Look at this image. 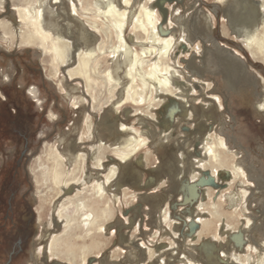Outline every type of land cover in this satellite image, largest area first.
I'll use <instances>...</instances> for the list:
<instances>
[{"label":"bare ground","instance_id":"1","mask_svg":"<svg viewBox=\"0 0 264 264\" xmlns=\"http://www.w3.org/2000/svg\"><path fill=\"white\" fill-rule=\"evenodd\" d=\"M2 1L6 0H0V3ZM14 1L16 3L12 13L5 16L7 20L0 22V29L3 30L0 33L2 42H9L12 38L18 44H26L22 48L27 52L28 58H31L32 62L39 60L43 67L41 59L44 54L40 49L33 47L41 46L48 63H51L53 76L64 72L68 78L82 79L90 95L89 100L92 104L90 108L102 111L103 106L108 103L111 111L103 114L108 118L114 111L119 113L122 107L125 119L133 118L137 113L141 115L138 117L139 120L137 119L139 124L137 128L135 123L127 125L123 122L108 121L104 116H100L99 124H96L88 113L87 118L83 119V121L86 120L83 135H80L81 131L77 133L76 127H73L70 133L64 134L60 131V127L57 133L60 135L59 139L57 136L46 140L43 151L34 155L36 158L39 155H45L46 159L39 163L40 169H43L40 182L43 190L39 191L40 188H35L31 199L35 204L39 201L40 195L47 198L48 191H54L56 188L60 198L55 204L56 217L50 225L53 223L55 226L59 224L64 227L61 235L52 236L48 229L43 235L46 237V244H43L44 260L56 257L65 260L68 264H95L99 258L98 254H101L102 258L98 261L102 264H121L118 261L123 254L121 251L127 245L133 246L135 242H139L137 241L138 231L125 226L130 221L127 218V212L122 207L116 209V203L133 204L129 196L134 199L135 190L140 191L139 188L144 185L139 167L150 166L162 176L161 180H155V182H152L154 177H150L147 183L150 187L156 188L158 184L175 186L177 182L183 181L187 173L190 175L189 180L192 181L189 188L190 194L188 193L191 198L197 197L199 189H204L203 195L207 201L205 204L202 203V198L199 196L198 200L205 216L202 217V214L196 213L195 218L189 220L188 223L196 224V229L193 234H189L187 229L184 237L179 238L184 246L193 247L197 241L205 238L219 239L218 257L209 252L205 257L208 263L205 264H264V238L262 237L264 210L261 217L254 215L253 218L254 212L248 213V210L256 199L252 197L253 201L249 203L246 200L253 195L256 188L250 185V192H245L248 197L241 198L238 191L234 193L229 200L228 208L231 210L225 209V200L221 197L223 188L226 190L234 186L236 180L234 176L247 177V181L256 184L259 189L257 193H261L260 191L264 190L262 172L259 169L258 171L249 169L248 172V168L246 169L239 162L237 152L234 150L235 153L228 146L223 136L215 134L216 131L212 130V125L209 126V130H206L208 120H218L216 111L221 105V98L213 93L208 95L210 94L208 89L212 85L209 81L191 76L189 72V78L184 76L180 71L183 67L177 60L178 56L184 53H190V51L198 53L201 50L199 42L192 45L187 38L192 40L198 35L207 41L212 39L214 21L211 14L207 15L205 10L197 11L191 27H187L191 19L189 13L185 12L181 15L179 8L175 6L172 9L166 6L168 15L167 20L163 22L161 20L163 15L160 13V16L154 6L156 0ZM166 3L169 4V1ZM214 3H217L216 6L218 3L222 5L223 17L227 20V23L222 24L223 34L228 35L227 28L233 30L236 37L242 40L244 48L252 52L254 57H261L264 61V32L261 30L264 29V0L260 2L216 0ZM80 6H84L82 11ZM194 6L191 5L190 8ZM134 10L137 12L135 13ZM173 12L177 15L175 22L171 20ZM178 33L179 37H177ZM114 37L116 41H113ZM5 48L0 43V51H5ZM217 49H215L217 53H227L234 58L238 57L235 54L236 50L228 45L218 46ZM209 53L211 54V51ZM105 57H110L111 63L103 68L101 60ZM2 58L0 54V60ZM7 62L8 69H3L0 62V76L7 73L11 79L16 68L10 59H7ZM236 73L234 76L237 75ZM22 80L20 82L23 84ZM197 83L201 88L196 86ZM60 88L62 92H65L63 94L65 99L73 101L76 98L73 85H67V90L62 86ZM36 89L29 87L28 91L37 97ZM197 91L201 92L200 104L198 95L192 97ZM104 93L107 94L106 97L102 95ZM79 103L76 99L73 106L79 108L81 106ZM198 104L202 112L201 118L198 117V121L195 122ZM159 108L165 110L160 116ZM260 108L264 111V102ZM180 117L196 124L195 127L188 126L185 130L197 131V143L201 147L196 148L195 155H189L173 146L172 154L167 156L168 145L171 143L169 139L173 131H179V123L182 121ZM149 120L157 126L162 123L161 127L171 130V134L165 135V129L157 133L158 131L154 129L156 126ZM114 130L118 135L116 140L111 138ZM201 130L205 132L202 134ZM156 133L163 139H156L158 137ZM85 140L91 141L88 147L85 145ZM50 144L53 145L48 154L47 149ZM154 155L159 159V164L156 166L152 158ZM49 160H51V167L47 164ZM89 161L92 163L90 165L93 167L92 170L88 169ZM118 170L125 173L120 179L113 180ZM207 171L215 180H213L215 186L211 185L212 179L206 175ZM29 172L32 178V171L29 170ZM75 172H79L78 178ZM223 173L226 176H223ZM68 174L72 176L68 178ZM127 177L133 179V183L126 182ZM198 180L202 181L199 187H197ZM136 182L138 184H134ZM33 183L38 184L35 180ZM244 183L242 181L240 184L244 185ZM130 189L132 191H129ZM70 190L74 193L72 197H70L71 192L69 194ZM144 193L145 199L149 201L154 199L156 213L162 209L161 205L156 204L155 192ZM187 199L188 196L182 194L181 202L184 205ZM261 205L264 209L263 201ZM150 207H153V203ZM117 212L120 213L121 218L116 222L114 219ZM162 216L165 217L164 222H166V213ZM154 218L157 222L156 216ZM255 219L258 220V225H254L255 230L252 232H256L257 239L251 236L257 246L251 248V241L248 240L244 230H249ZM134 222L135 225L139 224L136 219ZM173 222L176 226L178 225V221ZM152 226V222L145 218L143 228L149 230ZM113 228H115V234L112 233ZM168 235L171 245L166 249H160L158 247L160 243L156 246L144 247L143 245L144 264H164L165 259L169 262H166L167 264H196L194 255L180 256V253H176L178 247L174 243L173 233ZM174 235L177 236L175 233ZM156 236L157 234L154 238H157ZM115 237L118 240L115 244L117 247L112 245L107 247V243H111ZM207 244L210 245L203 243V246L207 247ZM213 247L214 244L210 245V250ZM109 248L112 250L109 251ZM41 249L34 245L33 240L29 264H39ZM190 251L197 253L195 249ZM252 252L256 255L254 256ZM133 253L136 255L135 250Z\"/></svg>","mask_w":264,"mask_h":264},{"label":"rangeland","instance_id":"2","mask_svg":"<svg viewBox=\"0 0 264 264\" xmlns=\"http://www.w3.org/2000/svg\"><path fill=\"white\" fill-rule=\"evenodd\" d=\"M13 1L14 0H9V7L11 9L15 7L14 5H15L16 1H14V2ZM215 1L216 0H206L205 4H206L207 8H209V6H211V3L215 2ZM257 1L260 2L263 0H257ZM65 2L67 3L68 1H65ZM187 2H189V0H185V3H187ZM7 5H8V3H6L5 1H2V3H0V22H2L3 20L6 19L4 17V14H5V12H8L9 8L7 7ZM215 6H216V4H215ZM80 7H81L80 10L82 11L84 9V6H80ZM172 8H175V7H172ZM136 12L137 11H135V13ZM205 12L207 15H210L207 11H205ZM175 13L176 12H173L171 14L172 22H175V20L177 18V15H175ZM9 14H7V15H9ZM179 14L182 15V14H185V12H181L180 8H179ZM223 14H224V12H223ZM220 16H222V17H220ZM220 16L215 17V19L213 21H214V25H216V29H214L215 30L214 31L215 36H218V37H220V39H222L221 38V35L223 34L222 24L227 23V20H226V18L223 17V15L220 14ZM82 18H84V17H82ZM14 23H16V21ZM0 25H1V23H0ZM173 26H174V24H173ZM261 27H263V25H261ZM261 30H262V32H264V29H261ZM2 32H3V30L0 29V33H2ZM128 32L129 31L127 30V33ZM227 33H228V35L224 34V36H229V37L233 36L239 42L242 41L241 39L236 37L233 30L231 31V29L227 28ZM177 37H179V33L177 34ZM113 41H116L115 37H114ZM187 41H189V38H187ZM0 43H2L4 45V47H6V50L8 51V52L6 50L4 52L0 51V54H2V56H3V58L0 60L2 68L8 69L9 63L7 62V59H10L13 62L14 67L17 69V70L15 69V73L12 75L11 79H9L7 73L0 76V104L3 106L1 111L5 112V113H3L2 117L0 116L2 118V121H0V127L2 125L1 128L3 130V132L1 130L0 137H1V135L3 137L4 136L12 137V135L14 136L15 132L11 131V129L13 127L16 128L17 126L18 127L20 126L23 128L21 131L23 138L25 139L24 136H26L27 139L30 140L31 145L33 144L34 146H37L39 141L43 142V144L41 143L42 145L40 144L37 147L38 151L36 154H38V153H41L43 151V147H44V144L46 143V140H50L52 137L56 138L57 136L59 139L60 135H57V133H59L58 128H60V127H61L60 131L63 132L64 134L70 133L71 129H73V127H76L77 133H79L78 131H81L80 135H83V130L85 128V121H86V120L83 121V119L87 118L88 113L91 114L93 123H96V124H99V119L101 118L100 116H104V118H106L108 121H110V120L111 121H117V123L123 122L127 125L135 123L136 127L137 128L139 127L137 119L141 115H139L137 113V115L134 116L133 118L125 119L123 107L121 108L119 113H117L115 111L112 112L110 118L103 115L104 112L111 111V108H110L108 103L103 106L102 111L95 110L92 107L90 108V105L92 106V104L90 103V100H89L90 95L87 92L85 82L80 78H68L64 72H62L60 75L57 74L58 76H53V69L50 66L51 63L50 62L48 63L47 56L45 55L43 48H41V46L36 47V45H35L33 47L35 49H40L42 51V54H44L43 58L41 59V64L43 67H41L39 60L37 62H34V63H32L30 61L32 59L28 58L27 52L24 51L22 48V47H25L26 44H18L17 41L13 40L12 38L9 39V42L8 41L2 42V40L0 39ZM18 52L21 55H24V58L13 59L12 57H10L11 53L16 54ZM247 53L248 52L244 53L246 55L247 60H248L247 63L251 67H254V68L259 67L260 69L264 70L263 58L260 57L259 59H257V61H254L252 58H250L247 55ZM188 54L189 53H184V54L178 56V58H177L179 64L183 67V70H180V71L184 74V76H187V78H189L190 75L188 74V71H186L184 69V66H183L182 62L180 61V58H181V56L186 57ZM250 54L253 56L252 52H250ZM253 58H256V57L253 56ZM105 61H107V63H105ZM101 62H102L101 65L103 66V68L107 67V65L111 63L110 57L103 58L101 60ZM31 69H34V70L39 69L40 70V72L38 73V75H39L38 79L44 82V88L42 87V83L40 84L37 82L38 81L36 78L37 73H35ZM21 79H23L22 80L23 84L20 82ZM67 85H73L75 87L74 93H75L76 98L73 101L72 100L70 101L67 98L65 99V97L63 96V94L65 92H62L60 87L62 86L64 89L67 90L68 89ZM29 87L37 88L36 89L37 90V94H36L37 97H33V95H34L33 93L30 94V92L28 91ZM85 93H87V94L85 95ZM200 93L201 92L197 91L192 96V97H194L195 95H198L199 104L201 102V99L199 96ZM102 95L104 97H106L107 94L104 93ZM116 95L119 98V93H117ZM208 95H211V94H208ZM38 97L41 98L40 101H38V99H37ZM102 97H101V99H102ZM114 98H115V96H114ZM76 99L80 102L79 104L81 106L79 108L74 107L75 106L74 103H75ZM69 102H71V103H69ZM199 104L197 105V113H196V117L194 119L195 122H197L198 119L201 118L202 108H200ZM162 112L164 113L165 110H162L159 108V116ZM26 113H27V115H29V117L24 115ZM54 114H56L57 116H55ZM180 118H182V121H180V123H179V131H173L172 136L169 139L171 141V143L168 145L167 156L172 154L173 146L176 147V149H180L181 151H184L185 153H189V155H195L196 154V148L201 147L200 144L197 143V140H198L197 131H190L188 129L185 130L186 127H188V126L189 127H195L196 124L191 122V120H186L183 117H180ZM216 118H218V119L220 118L218 111H216ZM3 119H4V121H3ZM216 121H218V120H216ZM149 122L153 123V125L156 126V128H154V127L153 128L158 131L157 133H159V131H161L163 129H165V131H166L165 135L171 132V130H168L167 128L161 127L163 125L162 123H159L157 126L156 124H154L153 121L149 120ZM80 123H81V125H80ZM6 125H8V127H6ZM114 129H116V127H114ZM198 132H199V130H198ZM113 133H114V135L111 138H112V140H116V138L118 137V135L116 134V130H114ZM214 133L217 134L218 132L216 131ZM47 135H50V137ZM76 136H78V134ZM76 136H74V137H76ZM156 136H158V137H156V139H163L161 136H159V134H157ZM219 136H221V135H219ZM16 137H17L16 139H18V136H16ZM68 137L72 138L73 136H68ZM24 139L19 140V142H17V144H18L17 147L13 148L12 151H7L4 148L0 150V220L1 221H3L5 219L4 217L6 216V213H8V205H7L8 195L7 194H8V191L11 190V187H12L11 186V180L9 177H7L10 175L9 174L6 175L7 172L5 169L7 168L6 166L9 164V155L11 153L16 154V156L20 155V151L23 148ZM96 140H97V138H96ZM90 142L91 141L85 140L86 147L89 146L88 144ZM7 145L10 149L11 143L9 142ZM52 145L50 144L48 146V149H47L48 154L52 150ZM147 148H149V147H147ZM36 154H34V155L36 156ZM34 155L33 156L31 155L29 158L25 157L24 158V164L27 163V165L30 167L29 170L32 171V178H31V175L29 172L31 181L33 182V180H35L38 182V184L33 183V191H35V188H40L39 191H42L43 188H41L40 182H41V177H42L41 171L43 169H40L39 163L41 160H45L46 156L45 155L44 156L39 155L41 158H39V156L36 158ZM11 158H12V156H11ZM152 158H154V157H152ZM50 161L51 160L47 161L48 162L47 164L51 167ZM90 161L87 163L88 164L87 166H89V168H88L89 170H90V168L92 170L93 167L90 166V165H92V163ZM106 163H108V161H106ZM52 168L53 169L55 168L54 165H52ZM144 168H146V167H139V170H140L142 177H143L144 185L141 186V188H139L140 191L135 190L136 191L135 192L136 197L134 199H132L129 196V200L133 204H127L126 203V205H127L126 206L125 204L116 203V205H117L116 209H118V207L119 208L122 207L123 210L127 212V218H129L130 221H128V223L125 226L131 227L133 229V231H136V232L138 231L137 232L138 233L137 241L139 242V243L135 242V244L133 246L127 245L124 248V250L121 251L123 254L120 256L118 261L121 264H144V262L142 261L145 258L143 256L144 247L147 245L156 246V245H158V243H160V245L158 247L160 249H163V248L166 249L167 247H169L171 245L168 233H173L174 243L178 247V250L176 253H180V256H182L184 254L185 255H192V256L194 255L196 264L208 263L205 260V257L207 256V254L209 252H212L213 255L218 257V255L220 253L219 239L218 240H215L212 238H211L212 240H207L208 238L201 239V240L197 241L193 247H190L191 245L184 246V244L181 243V239H179V238H183L184 235L187 233L188 222H189V220H191V218L192 219L195 218L194 216L196 213H198V215L202 214L203 215L202 217L205 216L203 209H202V206L199 205L200 200H198V196H199L202 198L201 199L202 203L205 204V202L207 201V198L203 195L204 189L203 188L199 189L197 191L198 192L197 197L191 198V196L188 195V193L190 194L189 188L191 187L192 181L189 180L190 175H188L187 173H186L187 177L185 176L183 181L177 182V184L175 186H173L171 184H169L168 186L166 184L160 186L158 184V186L156 188L150 187V186H148L149 184H147L148 181L150 180V177H154V179H152V182H155V180H161L162 176H161V174H159V172L156 169H152L150 166L147 167L148 170L145 169V172H144ZM37 169H40V171H37ZM67 171H68V168H67ZM124 173L125 172H121V170H118V172H117V174L113 180L120 179L124 175ZM75 175H77V178L80 176L79 172H77V173L75 172ZM67 176H68V178H70L72 175L68 174ZM223 176H226V174L223 173ZM234 177L236 178L234 186L232 185L231 187L227 188L226 190H224L225 188H223V191L221 193V197L225 200L224 207L227 210H231L228 208L229 207V200L232 199L234 193H237V191L240 194V197L243 198L244 196L248 197L247 196L248 194H246L245 192H250V189H249L250 185L252 187L256 188L253 195L250 196L248 199H246V200H248V203L253 201L251 199L252 197H257L259 194V193H257L259 191V189L257 188L256 184L254 182L247 181V177H244V176H241L239 178L237 176H234ZM133 181H134L133 179H130L128 177L126 178V182H128V183H133ZM242 181L245 182L244 185L240 184ZM134 184H138V183L136 182ZM134 184H132V186L136 187L137 185H134ZM236 185H238L239 187L237 188ZM25 188H26V186L23 187V189H25ZM13 190H14V188L11 191H13ZM129 191H132V189H130ZM70 192H71L70 197L74 196V193L72 192V190L69 191V194H70ZM88 192H90V191L88 190ZM144 192L149 193V194L152 192H155L157 195L156 204L161 205V208L164 210L161 209V210L157 211V213H156L154 210V208H155L154 199L153 200L151 199L150 201L148 199H145L144 198L145 197ZM260 192H264V190H262ZM56 194H57V190L55 188L54 191L53 190L48 191V193H47L48 197L47 198H45V196L43 197V195H40L39 201L35 204H31L32 205L31 208H29V205L27 206V203H29V202H25L26 205H24L23 208L21 207V205L19 206L20 211H23L22 222L25 221L24 220L25 217H30V215H32L33 216L32 217L33 223L31 222L30 232L32 234L34 231H37L38 235L36 234L35 236H37V237H34V239H32L30 241V246H27L28 242L24 243L23 250L18 255L19 258L16 261H14L13 264H29L31 262V261L29 262L28 260L31 258V249L33 248V240H34L35 246L42 248L40 250V253H39L40 259L39 260L37 259L39 264H53V263L57 264L58 261L65 262V263L58 262V264H61V263L62 264H68L65 260L57 259L56 257H49L48 260H46V261L44 260L45 257H44L43 253H44V245L46 244V237L43 235L47 232V229L49 230V234L52 236L61 235L63 232V228H64L62 225H59V224H57L55 226L52 223L50 225V222L53 221L56 217L55 204L57 202V199L60 198L59 194H57V195ZM182 194L183 195L186 194V196H188L189 201H191L192 203L184 205L181 202L182 201ZM171 195H172V197H171ZM30 198H31V195H30ZM169 198H171V199H169ZM31 201H32V199H31ZM40 201L41 202L43 201L44 204L40 203ZM177 201H178V203H177ZM15 202H16V200H15ZM152 203H153V207L151 208L150 204H152ZM261 207H262V205H261ZM160 212H161V214H160ZM15 213H17V210H15ZM163 213H166V215H167L166 222H164L165 217L162 216ZM146 215H147V217H145ZM177 215H179V216H177ZM120 216H121L120 213L117 212L116 213L117 218L115 217L114 220L117 222L118 219L121 218ZM155 216L157 218L156 220H158L157 222L155 221V218H154ZM145 218L149 219V222H152V224H153V226L151 227L152 229L150 228L149 230L148 229L146 230L143 228ZM187 218H190V219H187ZM134 219H136L139 224L135 225ZM1 221H0V225H2ZM173 221H178V225L176 226ZM115 223H114V225H115ZM255 224L258 225L257 222H252L249 230H244V233L247 234L248 240L251 241V245H250L251 248H254L257 246V243H254L252 241V236H251V235H253L257 239L256 232L255 231L252 232L253 230H255L254 229ZM11 225L12 224L9 221H7V222H3L2 227L0 226V238L1 239L3 238L1 235H4V233H6L5 228L8 226L11 227ZM137 225L140 226L141 228L138 227ZM23 226H24L23 223L18 224V229H19V230L17 229L18 232L23 231ZM121 227H124V226H121ZM156 228H158V229H156ZM121 230H123V229L121 228ZM11 231L13 232L12 239H16L15 228H14V230H11ZM112 233L115 234V228L112 229ZM174 233L177 234V236H175ZM34 234H35V232H34ZM155 234H157V236H156L157 238H154ZM52 236L50 237L51 240L53 238ZM146 236H148V237H146ZM210 241H212V242H210ZM116 242H118L117 237H115L111 243L108 242L107 247L109 245L117 247V246H115ZM39 243L41 245H39ZM203 243H209L210 245L214 244V247L212 250H210V245L207 244L206 245L207 247H205V246H203ZM143 245H144V247H143ZM10 247H11V245H10ZM10 247L6 246V247L2 248L3 250H0V264H3L4 261L6 260L7 255L10 252ZM223 247H224V244H223ZM193 249L196 250V252H197L196 254H194L190 251ZM110 250H112V248H109V251ZM134 250L136 252V255L133 253ZM252 254L254 256L256 255L255 252H252ZM98 257L99 258L97 259V261H95V264H102L101 262L98 261L99 259L102 258V255L98 254ZM164 261H163L164 264L169 263L166 259Z\"/></svg>","mask_w":264,"mask_h":264},{"label":"flooded vegetation","instance_id":"3","mask_svg":"<svg viewBox=\"0 0 264 264\" xmlns=\"http://www.w3.org/2000/svg\"><path fill=\"white\" fill-rule=\"evenodd\" d=\"M5 2L8 3L7 7L9 9L8 12H5L4 17L9 13L11 14L12 13L11 11L13 9L9 7V0H6ZM205 2L206 0H189V2L185 3V0H173L169 4L166 3V6L169 8L175 6L177 8H180L181 12H187V14L189 13L191 19H189L190 22L188 23L187 27H191L193 23L192 22L193 18L195 17V14H197V11L199 10L207 11L209 14H211L213 20L215 19V17L220 16V14L223 15V10L221 8L222 5L220 3H218L217 6H215V4L217 3L212 2L211 6L207 8ZM191 5H195V6L193 8H190ZM157 11L160 14L158 8ZM161 18H162L161 20L163 21L162 16ZM213 29H216V25L213 26ZM214 31H213V37L210 41H207V39L205 38L202 39V37L200 38L198 35H196L195 38H193L192 40L189 38V43L192 45L197 44L199 42L201 45V50L198 53L195 51H190V53L186 57L181 56L180 61L182 62L184 69L188 71L191 76H197L205 81H209L212 84L211 87L208 89V93L217 94L221 98L220 101L221 105L217 110L220 115V118L218 119V121H215L214 119L208 120L207 121L208 127L206 130H209L210 129L209 126L212 125L211 126L212 130L217 131L219 135L223 136L225 141L228 143V146L232 148L233 151L235 150L237 152L236 153L234 151L237 154L239 162H241V164L246 169L248 168L247 169L248 172L249 169H251V171H256L257 169H259L260 172H262L261 175L263 176V180H264V111L260 108V105L262 104V102H264V70L260 69L259 67L258 68L251 67L247 63L248 60L246 58V55L244 54L245 52H248L247 55L250 58H252L254 61H257V59L259 58H253L250 52L246 48H244V45L242 44L241 41L239 42L232 35H231L232 37H229V36H224V34L221 35L222 39H220V37L215 36ZM225 45H229L235 48L236 50L235 54L236 56H238L237 58H234L233 55L230 56V54L227 53L221 54L224 55L223 56L224 58L227 57L226 59L229 60L228 62L231 64L232 67H230L227 71L216 70L214 69V66L212 67L213 72L204 70L201 64L202 61L201 59L203 57V51L205 47H209L215 50L218 48V46L222 47ZM4 50H6V48ZM10 57H12L13 59L24 58V55H21L18 52L16 54L11 53ZM211 58L213 60H216V58L213 56H211ZM233 59L234 61H232ZM183 60H186L187 62H183ZM30 61L32 62V60ZM239 63L240 64L242 63L244 65V70L243 68H241ZM31 70L37 73V77H36L38 80L37 82L40 84L42 83V87L44 88V82L38 79L39 76L38 73L40 72V70L39 69L36 70L31 69ZM235 72H237L236 73L237 75L234 76ZM196 86L198 88H201V86L198 83L196 84ZM31 93L32 92H30V94ZM38 98L41 100L40 97ZM0 107H1L0 116L2 117L3 113L5 112L1 111L3 107L1 104ZM24 115L29 117L27 113ZM1 117H0V121H2ZM1 127H0V133L2 130ZM6 127H8V125H6ZM22 129L23 128L20 126L19 127L17 126L16 128L13 127L11 131H14L15 134L14 136L12 135V137H8V136L3 137L1 135L0 150L4 148L7 151H12L13 148L17 147L18 145L17 142H19V140L21 139H24L21 132ZM201 131H203L202 134L205 132L204 130ZM16 136H18V139H16L17 138ZM47 136L50 137V135ZM24 137H25L24 144L22 150L20 151V155L16 156V154L11 153L9 155V164L6 166L7 168L5 169L7 172L6 175L8 174L10 175L7 177H9L11 180V186H12L11 190L13 188L14 190L8 191L7 194L8 213H6V216L4 217L5 219L3 221L0 220L2 225L3 222H7V221H9L12 224L11 227L8 226L5 228L6 233H4V235H1L3 237L2 239L0 238L2 240V241L0 240V250H3L2 249L3 247L6 246L10 247L11 245L10 252L7 255V258L3 264H13V262L19 258L18 255L23 250L24 243L28 242L27 246H30V241L37 234V231H34L35 234L34 232L31 234L30 232L31 222L33 223L32 221L33 216L30 215V217H25L24 219L25 221L23 220L24 222H22L23 211H20L19 206L21 205V207L23 208L24 205H26L25 202H29L27 203V206L29 205V208H31L32 207L31 204H34L30 198L31 193L33 192V182L31 181L29 175L30 167L27 165V163L24 164V158L25 157L29 158L31 155L33 156L34 154H36L38 151L37 147L41 143L43 144V142L39 141L38 145L34 146L33 144L31 145L30 140H28L26 136ZM9 142L11 143L10 149L7 145ZM154 164H153L154 166L159 164V159L157 158L156 155H154ZM145 169L148 170V168L146 167L144 168V172ZM24 186H26L25 189H23ZM254 199H256V205L253 206L252 211L254 212L255 216L261 217V213L264 209L261 207L260 204L264 199V192L258 194V196L254 197ZM15 210H17V213H15ZM19 223L24 224L22 232H18ZM2 225L0 226L2 227ZM14 228L16 230V232L14 231L16 235V239H12L13 232L11 230H14ZM262 235H263L262 237L264 238V224L262 228ZM249 264H253V263H249Z\"/></svg>","mask_w":264,"mask_h":264},{"label":"water","instance_id":"4","mask_svg":"<svg viewBox=\"0 0 264 264\" xmlns=\"http://www.w3.org/2000/svg\"><path fill=\"white\" fill-rule=\"evenodd\" d=\"M167 1H169V3H170L173 0H156L154 2V6H156L159 9V12L163 15L162 16L163 22H165L167 20V15H168V9L166 7ZM210 51H211V54L209 53ZM212 52H213V54H212ZM221 54L222 53H217L215 50H213L209 47H205V49L203 51V57L201 59L202 60L201 64H202L204 70L209 71V72H213L212 67L214 66V69H216V70H220V71L226 70L227 71L231 67V64ZM211 56L215 57L216 60H213L211 58ZM183 62H187V61L183 60ZM240 66H241V68L244 69V65L242 63L240 64ZM206 175L209 177V179H212L211 185L215 186V184H214L215 180L211 177V175L208 171L206 172ZM200 185H202V181L198 180L197 181V187H199ZM190 203H192V202L187 199L186 205L190 204ZM195 226H196V224H193L192 222L188 223L189 234L194 233V231L196 229Z\"/></svg>","mask_w":264,"mask_h":264},{"label":"crops","instance_id":"5","mask_svg":"<svg viewBox=\"0 0 264 264\" xmlns=\"http://www.w3.org/2000/svg\"><path fill=\"white\" fill-rule=\"evenodd\" d=\"M260 194V193H259ZM172 196V195H171ZM263 202H264V200H263ZM256 205V202H252V204L249 206L250 208H249V210H248V212H252V208H253V206H255ZM253 218H254V213H253ZM251 220H254V219H251ZM255 222H258V220H256L255 219Z\"/></svg>","mask_w":264,"mask_h":264}]
</instances>
